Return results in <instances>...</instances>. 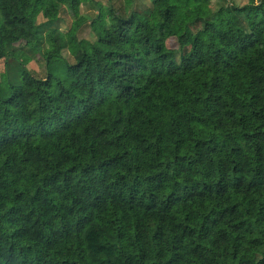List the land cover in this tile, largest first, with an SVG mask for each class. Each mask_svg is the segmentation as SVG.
I'll list each match as a JSON object with an SVG mask.
<instances>
[{"label": "trees", "instance_id": "1", "mask_svg": "<svg viewBox=\"0 0 264 264\" xmlns=\"http://www.w3.org/2000/svg\"><path fill=\"white\" fill-rule=\"evenodd\" d=\"M125 1L0 0V264H264V0Z\"/></svg>", "mask_w": 264, "mask_h": 264}, {"label": "rangeland", "instance_id": "2", "mask_svg": "<svg viewBox=\"0 0 264 264\" xmlns=\"http://www.w3.org/2000/svg\"><path fill=\"white\" fill-rule=\"evenodd\" d=\"M94 4L92 3H84L81 6V13L85 15L86 17H93L98 12V7L96 6V2H100L102 5L107 6L110 3L114 5L115 7L122 6L124 7L126 4L125 0H113L110 2V0H93ZM152 0H136V7L138 9H143L146 7L151 6ZM234 1L235 3L241 5L247 3L249 0H230ZM259 1V0H256ZM211 6L213 9L215 7H218V4L220 0H212ZM64 9L61 10L60 13V21H59V27L60 30L65 33L66 37V43L69 41L70 43L67 45L66 49L62 51L63 58L66 59L69 63L75 62L74 53L77 49L76 37L77 39H95V35L93 34L90 25L88 22H84L79 29L75 31L72 29L73 20L75 17L71 13V11L66 7L63 6ZM40 20H43L40 18ZM167 46L169 48H177L178 42L177 39L174 37H171L167 40ZM27 66L28 69L31 70V72L37 76V77H45L48 73V67L46 65V61H44L43 58L40 57L39 54L31 53L27 51L25 53V57L22 58ZM54 69V68H53ZM53 73L59 74V76L63 75V72L65 73V66L61 63H57L56 68L53 70ZM19 67L17 66V62L11 67L10 76L11 78H16V75L18 74ZM6 72V63L4 59H0V77Z\"/></svg>", "mask_w": 264, "mask_h": 264}]
</instances>
